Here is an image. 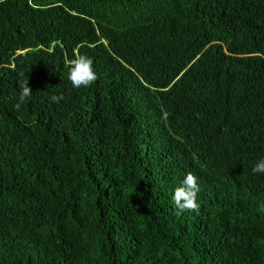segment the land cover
<instances>
[{
	"label": "trees",
	"instance_id": "trees-1",
	"mask_svg": "<svg viewBox=\"0 0 264 264\" xmlns=\"http://www.w3.org/2000/svg\"><path fill=\"white\" fill-rule=\"evenodd\" d=\"M261 158L264 0H0V264H264Z\"/></svg>",
	"mask_w": 264,
	"mask_h": 264
},
{
	"label": "clouds",
	"instance_id": "clouds-1",
	"mask_svg": "<svg viewBox=\"0 0 264 264\" xmlns=\"http://www.w3.org/2000/svg\"><path fill=\"white\" fill-rule=\"evenodd\" d=\"M97 74L93 68V60L87 55H78L70 60L68 79L74 88L88 87L97 80ZM21 92L18 102L14 105L19 110L21 105L27 102V98L31 96L32 91L28 85V78L22 81ZM52 101L59 103L63 96H53ZM252 172L264 173V158L259 159L252 167ZM199 184L196 176L192 172H187L181 184L176 187L172 194V202L176 209L182 213L185 210L199 211V203L197 202V194L199 192Z\"/></svg>",
	"mask_w": 264,
	"mask_h": 264
}]
</instances>
